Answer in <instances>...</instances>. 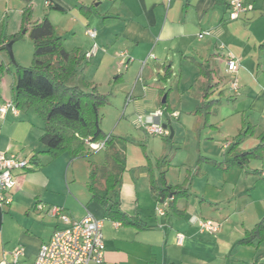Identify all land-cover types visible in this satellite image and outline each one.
<instances>
[{
	"label": "crops",
	"instance_id": "0c3cea01",
	"mask_svg": "<svg viewBox=\"0 0 264 264\" xmlns=\"http://www.w3.org/2000/svg\"><path fill=\"white\" fill-rule=\"evenodd\" d=\"M230 1L0 0V38L22 31L23 14L28 8H32V23L48 16L55 30L56 20H61L60 13L73 16L76 19L73 23L83 17L87 29L91 28V19L97 26V43L106 49L100 64L108 62L107 69L116 72L114 66L123 67L121 55L126 54L130 62L128 71L138 72L129 99L133 96L135 109L144 116L162 108L164 98L169 103L170 94H165L163 84L166 82L161 79L168 66L172 74L180 67L182 76L186 67L195 71L196 75L191 78L200 83L195 63L210 61L216 71L215 81L222 80L225 90L229 87L225 96L231 99L229 135L219 128L217 120L213 124L209 121L205 126L209 128L199 134L204 146L217 142L221 148L207 146L205 153H199L195 166L197 178H190L185 171L180 177L182 180L172 182L168 175L170 169L163 168L167 184L189 188V196L169 205L165 216L156 211L160 202L154 186H162L159 160L155 166L149 158L131 167L125 162L117 187L119 193H109V206L118 200L120 212L127 217L125 221L110 217L107 207L93 197L89 189L91 165L85 179L75 177L70 168L73 161L85 158L72 159L63 154L61 156L68 155L70 161L63 158L61 169V164L51 167L61 156L54 159L45 153L47 148L40 141L43 120L40 122L30 112L22 115L18 108L17 114L11 108L3 117L0 113V152L16 154L31 162L29 168L16 173L18 184L11 193V204L0 205V263L11 261L12 254L22 249L23 255L17 264H34L41 246L48 243L57 230L66 227L57 216L50 214L51 208L60 207L72 222L81 221L88 212L103 222L104 264H264V242L242 243L246 233L264 218V157L225 171L212 163L230 162L234 159L231 149L251 151L264 137V0H244L248 10L236 20L230 19ZM55 5L64 11L52 9ZM205 31L212 35L199 39V34ZM221 45L225 47L223 50ZM89 48L82 52L86 53ZM228 54L240 62L233 76L227 72ZM3 62L7 65L4 57ZM128 71L119 73L114 81L126 85ZM155 72L160 78L149 84V77ZM5 75L0 76V108L8 102L16 107L14 78L8 97L7 83H3ZM140 80H144L143 83ZM233 80L238 83L237 91L231 88ZM201 102L200 91L197 99L188 97L184 109L189 115H195ZM168 108L171 111L169 104ZM162 123L166 124L163 119ZM114 150L120 152L117 147ZM105 151L106 160H109L113 151ZM35 154H38L37 163L32 161ZM130 170L133 172L127 175ZM104 179L102 186H97L101 191L105 190ZM198 180V186L202 185L194 190ZM76 184L84 188L75 190ZM193 217L216 222L218 232H201L199 226L191 222ZM179 234L185 238L182 245L177 241Z\"/></svg>",
	"mask_w": 264,
	"mask_h": 264
},
{
	"label": "trees",
	"instance_id": "16d2710c",
	"mask_svg": "<svg viewBox=\"0 0 264 264\" xmlns=\"http://www.w3.org/2000/svg\"><path fill=\"white\" fill-rule=\"evenodd\" d=\"M52 9L64 11L59 5H55ZM32 13V8L24 11L21 32L10 36L3 35L0 38V54L8 52L7 44L20 40L24 31L30 36L35 48L32 66L21 67L17 64L13 73L15 105L21 111L34 109L40 115L44 122L40 141L46 146L45 153L51 158L55 159L63 154H68L72 159L86 158L96 152L88 146L89 142H104L105 150L113 151L109 160L113 162L114 167L104 175L105 190L101 191L97 188L98 168H95L93 164H91L89 189L93 197L107 207L110 217L125 221L127 217L120 212L118 200H114L113 205L109 206V193H119L117 187L125 169V160L121 152L114 150L117 138L106 135L102 129L101 108L108 104V95L101 93L97 86L89 82H83L82 85L71 83L77 75L82 59L87 61L85 54L82 56L79 48L68 52L64 39L57 34L48 16L32 23ZM195 64L199 68L202 102L194 114L202 117L205 127L209 125L215 107L223 102L222 95L225 96V89H223L222 80L215 81L216 71L210 61H197ZM9 71L8 65H5L3 61L0 62V76ZM171 75V67H165L164 75H161L162 81L166 82ZM229 101H231L230 98ZM161 107L165 113L170 111L167 101ZM164 126L167 127V124ZM230 153L234 158L232 161H213L212 163L225 171L262 158L264 157V137L261 143L251 151L236 152L233 148ZM37 159L38 154H35L32 161L37 163ZM159 167H162L160 161ZM165 174L166 172L163 171L160 173L162 186H154L160 203L169 198V205H173L177 199L189 196V188L186 185L167 184ZM255 242H264V218L248 231L242 240V243L247 245H253Z\"/></svg>",
	"mask_w": 264,
	"mask_h": 264
},
{
	"label": "rangeland",
	"instance_id": "374dc122",
	"mask_svg": "<svg viewBox=\"0 0 264 264\" xmlns=\"http://www.w3.org/2000/svg\"><path fill=\"white\" fill-rule=\"evenodd\" d=\"M70 14V12L68 13ZM75 14V13H74ZM61 18V22H58L56 25V31L59 36L64 39V45L68 52H71L75 49V47H79L81 50L82 56L85 54L83 49H86L90 46H93L94 43H97V39L93 42L90 38L85 35L87 29V21L84 18L79 17V21L73 23L74 17L71 15L58 14ZM76 20V19H75ZM82 20L84 22H82ZM90 27L93 29H97V26L92 24V20L89 22ZM98 36V33H97ZM98 44V43H97ZM89 48V49H90ZM101 51L95 57H93L89 61H85L82 59L81 65L78 68L77 75L74 80L71 82L73 85L83 84V82H89L94 86H98V90L107 94L109 98L108 104L101 108L102 114V129L106 135H113L117 139L116 147L120 150L122 154V158L127 162V164L131 166H135L137 163H141L142 161L151 160L152 165L155 166V162L157 160L162 164L161 172L164 169L169 168V180L172 182H176L180 179L182 174L186 171V175L190 178L195 176L197 178V168L195 167L197 164V158L200 152H204V147H220L219 143H207L200 142L199 134L204 131V125L201 123V116L189 115L184 109L185 105L188 103L193 104L192 102L187 103L188 97L197 99L200 93L201 82H197L194 78H191V75L195 74L194 71H189L185 68V74L182 76L181 68L177 67V69L173 72L171 77L166 81V92L165 94L169 95V105L171 111L169 113H164L162 119L166 122L167 128L170 130V133L175 132L174 136L169 138L150 135L147 134L145 129L140 127L138 124V120L144 117V113L138 112L135 109V99L133 96L129 99V94L132 91V88L136 82V77L138 72H135V69H130L129 67H116V72L113 70H108L107 66H109L108 62L103 65L100 64V58L103 55V51H106L105 48L100 46ZM13 55L15 58V63L11 61L10 55L8 52L0 54V62L3 61V57L6 59L7 65L10 68L11 72L6 73L3 78V83H7L6 95L11 96V85L13 80V73L16 70V65H20L21 67H30L33 64L35 48L33 45V41L30 36L24 35L17 42L13 43ZM117 62L119 63V59L117 58ZM151 63V62H150ZM193 70L195 67H191ZM132 68V67H131ZM153 71L155 68L150 65ZM129 72L126 80V85H122V83H117L114 81L115 77L119 75V73ZM198 72V71H197ZM150 73V72H149ZM190 73V74H189ZM188 74V75H187ZM190 75V77H189ZM149 77V75H148ZM182 77V80H181ZM160 74L155 72L151 78L149 77V84H153L156 80H159ZM1 81V80H0ZM144 80H140L139 82L143 83ZM2 84V83H0ZM229 85V83H228ZM145 88V87H144ZM229 93V87L225 90ZM217 97V95H215ZM223 102L219 103L215 109L213 110V115L210 118L211 124L214 123L215 120L218 122L219 128L229 135V98L228 96H223ZM194 105V104H193ZM232 106V105H231ZM196 107V105L194 106ZM28 112L34 114L40 122L42 119L36 113L34 109H30L26 111H22L21 114L25 115ZM215 115V119L213 116ZM169 121L171 124H169ZM208 131V129L206 130ZM210 131V130H209ZM223 133V134H225ZM229 140V138H228ZM222 142V141H221ZM220 142V143H221ZM205 153V152H204ZM207 153H210L208 151ZM106 151L100 150L92 153L84 160L77 159L73 162V167L71 166V170L73 171L75 177L79 180H83L88 175L89 165H95V168H98V182L97 186H102V180L104 179V175L110 172L114 165L111 160H106ZM147 157V159H146ZM67 159L70 161L68 155L61 156L59 159L55 160L51 167H55L57 164H61V159ZM87 160V161H85ZM107 161V163H106ZM105 165L99 166L98 163H103ZM60 169L62 168V164L59 165ZM164 168V169H163ZM196 168V169H195ZM187 169V170H186ZM53 170V169H52ZM54 173H57L55 169ZM61 172V170H60ZM133 170L130 172H126L127 175H130ZM222 174V171H218ZM181 178L180 180H182ZM189 179V178H188ZM198 181L194 184L197 187L194 190H198L200 184L198 186ZM78 188H84L81 185L76 184L75 190ZM193 200L194 196L192 197Z\"/></svg>",
	"mask_w": 264,
	"mask_h": 264
},
{
	"label": "built area",
	"instance_id": "2783aa9c",
	"mask_svg": "<svg viewBox=\"0 0 264 264\" xmlns=\"http://www.w3.org/2000/svg\"><path fill=\"white\" fill-rule=\"evenodd\" d=\"M248 7L245 6L244 0L230 1V19L236 20L241 14L246 12ZM86 35L92 40L97 39V31L89 28L86 30ZM210 31H205L199 34V39L211 36ZM224 45L220 46L223 50ZM101 51L100 46L94 43L93 46L85 53V59L91 60ZM121 65L128 67L129 61L126 54H122ZM153 58V56H152ZM146 63V62H144ZM227 72L230 75H236L240 68V62L232 54H228L226 60ZM231 88L234 91L238 90L236 80L231 81ZM17 114L18 109L13 102H8L0 108L1 116L3 117L8 109ZM162 108L154 112H150L138 120L140 127L144 128L147 134L157 135L161 137H169L170 130L162 123V117L165 115ZM88 146L94 151L105 149V143H88ZM30 160L16 154L0 152V205L2 207L9 206L12 202L11 193L17 187L18 180L16 173L30 167ZM170 199L158 204L156 211L160 216H165L169 206ZM41 208V206H40ZM50 214L57 216L66 227L57 230L51 240L41 246L39 254L34 264H104L105 261V246L104 236L102 231L103 222L98 220L92 213L88 212L81 221L72 222L70 217L64 213L60 207H53ZM199 226L201 232L215 234L219 230V225L211 220H204L198 217H193L191 220ZM119 224H116L118 227ZM184 236L179 234L177 241L180 245L184 242ZM23 255L22 249L16 250L12 254L11 261H2L0 264H17L20 257Z\"/></svg>",
	"mask_w": 264,
	"mask_h": 264
},
{
	"label": "water",
	"instance_id": "95a60500",
	"mask_svg": "<svg viewBox=\"0 0 264 264\" xmlns=\"http://www.w3.org/2000/svg\"><path fill=\"white\" fill-rule=\"evenodd\" d=\"M24 33H25V31H24ZM12 47H13V42H10V43L7 44V51L9 53V55H10L11 60L14 62L15 58H14V55H13ZM165 102H166V98H164V100H163V103H165ZM172 137H173V132L171 134V138Z\"/></svg>",
	"mask_w": 264,
	"mask_h": 264
}]
</instances>
